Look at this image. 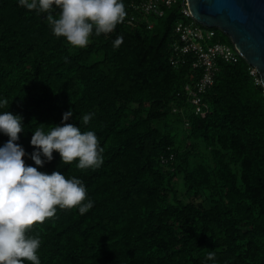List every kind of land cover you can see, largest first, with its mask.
Returning <instances> with one entry per match:
<instances>
[{"label":"trees","instance_id":"1","mask_svg":"<svg viewBox=\"0 0 264 264\" xmlns=\"http://www.w3.org/2000/svg\"><path fill=\"white\" fill-rule=\"evenodd\" d=\"M182 1L142 18L137 0H122L124 21L74 48L53 35L48 13L0 0V114L22 118L25 165L37 167L35 128L63 126L70 110L63 123L95 132L103 148L96 169L63 165L56 152L38 168L80 179L93 202L32 226L40 264H264V88L243 59L219 64L195 114L185 94L199 77L193 59L169 61ZM8 139L0 133V147Z\"/></svg>","mask_w":264,"mask_h":264},{"label":"clouds","instance_id":"2","mask_svg":"<svg viewBox=\"0 0 264 264\" xmlns=\"http://www.w3.org/2000/svg\"><path fill=\"white\" fill-rule=\"evenodd\" d=\"M18 4L28 11L48 13L53 35L65 38L74 48L86 47L93 31L97 36L111 33L126 16L122 0H18ZM53 6L59 9L58 16L52 14ZM122 43L119 36L114 46ZM72 116L71 110L64 113L63 126H48V131L44 125L35 128L30 145L37 149L31 155L37 167H31L25 165V151L16 143L24 131L22 118L9 111L0 114V133L9 138L0 147V264H40L37 252L42 242L39 236L28 234L32 226L55 217L57 208H78L83 215L93 207L80 179L66 178L59 171L50 175L38 171L45 161H52L54 152L61 164L75 161L81 171L102 165L103 148L95 132H82L71 123H63ZM90 119L91 114L84 115V124ZM207 258L214 259V253L209 252Z\"/></svg>","mask_w":264,"mask_h":264},{"label":"built area","instance_id":"3","mask_svg":"<svg viewBox=\"0 0 264 264\" xmlns=\"http://www.w3.org/2000/svg\"><path fill=\"white\" fill-rule=\"evenodd\" d=\"M178 0H137L131 3V9L142 18L153 15L161 17L165 9L176 5ZM179 13L182 20L175 24L177 42L172 45V55L169 59L172 66L176 67L184 58L191 57V68L199 72V77L191 85L185 86V94L192 106L195 107V114L198 113L202 104L203 95L213 86L216 75L219 72V64H235L243 59L241 54L230 45L215 41V31L196 23L191 17L186 2L180 4ZM137 18L130 15L126 24L132 26ZM151 28V25H148ZM249 74L257 84L260 79L256 70L250 67ZM187 125V124H186ZM170 159L172 156L169 157Z\"/></svg>","mask_w":264,"mask_h":264},{"label":"water","instance_id":"4","mask_svg":"<svg viewBox=\"0 0 264 264\" xmlns=\"http://www.w3.org/2000/svg\"><path fill=\"white\" fill-rule=\"evenodd\" d=\"M193 20L225 34L264 88V0H185Z\"/></svg>","mask_w":264,"mask_h":264}]
</instances>
